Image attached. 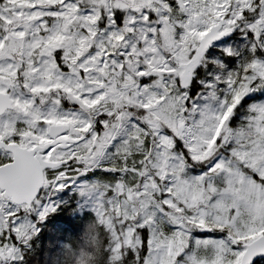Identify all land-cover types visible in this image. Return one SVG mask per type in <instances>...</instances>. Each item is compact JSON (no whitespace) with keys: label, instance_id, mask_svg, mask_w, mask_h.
Returning a JSON list of instances; mask_svg holds the SVG:
<instances>
[{"label":"snow or ice","instance_id":"6c2138e0","mask_svg":"<svg viewBox=\"0 0 264 264\" xmlns=\"http://www.w3.org/2000/svg\"><path fill=\"white\" fill-rule=\"evenodd\" d=\"M0 264H264V0H0Z\"/></svg>","mask_w":264,"mask_h":264}]
</instances>
